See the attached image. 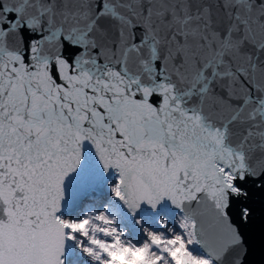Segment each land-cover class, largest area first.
<instances>
[{
  "label": "snow or ice",
  "instance_id": "6c2138e0",
  "mask_svg": "<svg viewBox=\"0 0 264 264\" xmlns=\"http://www.w3.org/2000/svg\"><path fill=\"white\" fill-rule=\"evenodd\" d=\"M0 264H264V0H0Z\"/></svg>",
  "mask_w": 264,
  "mask_h": 264
}]
</instances>
